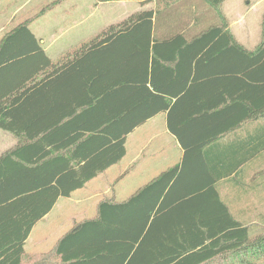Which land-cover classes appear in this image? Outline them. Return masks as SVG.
<instances>
[{
  "label": "crops",
  "instance_id": "1",
  "mask_svg": "<svg viewBox=\"0 0 264 264\" xmlns=\"http://www.w3.org/2000/svg\"><path fill=\"white\" fill-rule=\"evenodd\" d=\"M10 1L0 0V45L18 24L28 22L49 59L48 65L41 56L34 61L35 68L41 67L36 80L49 76V91L37 95L34 116L42 127L48 121L50 128L48 142L26 147L23 166L9 171L3 188L23 191L32 180L56 182L60 177L88 182L70 197H60L27 236V223L40 209L0 211V264H60L56 248L77 223L96 218L102 202L124 201L175 166L188 167L186 178L223 175L217 189L229 207L226 197L243 196L249 190L244 183L259 178L264 121L234 126L241 111L204 114L205 107L221 98L222 87L233 91L236 85L231 81L203 86L200 62L196 63L201 51L188 44L208 28L228 23L237 40L254 50L261 41L256 30L261 36L264 12L249 22L246 14L236 12L242 2L254 12L264 0H226L222 14L206 0ZM48 5L51 8L40 13ZM148 11L153 12L151 33L132 31L127 39L90 51V43L106 28ZM27 43L32 46L31 41H21V52ZM105 48L112 54L107 56ZM110 123L116 136L137 125L127 134L125 155L117 161V139H107L103 131ZM32 132L37 135L38 129ZM40 133L42 137L45 132ZM25 143L0 128V156ZM36 150L49 151L48 158L30 162ZM106 165L94 178H86L89 167ZM41 166H48L47 172L27 168ZM235 166L237 172L224 176L230 171L226 168Z\"/></svg>",
  "mask_w": 264,
  "mask_h": 264
},
{
  "label": "trees",
  "instance_id": "2",
  "mask_svg": "<svg viewBox=\"0 0 264 264\" xmlns=\"http://www.w3.org/2000/svg\"><path fill=\"white\" fill-rule=\"evenodd\" d=\"M225 1L206 0L220 14ZM50 8L48 5L40 13ZM152 18V11L141 12L106 28L90 43V51L127 39L132 31L151 33ZM22 40L32 42V46L27 43L24 52L19 46ZM188 46L201 51L196 63L200 62L203 86L212 88L213 83L225 85L231 81L236 85L233 91L222 87L221 98L205 107L204 114L241 111L242 116L234 126L264 121V19L262 39L254 50H248L237 40L228 23L208 28ZM104 53L108 56L112 50L105 48ZM40 56L48 65L49 59L27 21L11 30L0 45V128L13 132L19 142H26L0 156V211L19 206L40 209L27 223L26 236L60 197H70L88 182L60 177L56 182L32 180L23 191L9 193L3 188L8 184L9 171L17 172L23 166L20 160L28 151L26 147L48 142L49 122L42 127L34 116L37 95L49 91L48 75L36 80L41 67L35 68L34 61ZM222 104L226 105L215 111ZM113 126L110 123L103 131L107 139H117L115 144L120 149L117 161L125 155L127 134L137 125H130L119 136L114 134ZM36 128L37 135L32 132ZM171 130L174 131L172 127ZM42 131L45 133L40 137ZM33 156L30 162H39L48 158L49 151L36 150ZM44 164L48 165L49 161ZM27 168L47 172L48 166ZM106 168L108 165L89 167L86 178H94ZM229 169L224 176H231L239 167L225 170ZM187 171L186 165L172 167L128 199L102 202L96 218L77 223L60 240L56 248V254L61 256L60 264H264V226H248L234 218L217 189L223 175L208 179L198 174L186 178ZM18 252H23L22 245Z\"/></svg>",
  "mask_w": 264,
  "mask_h": 264
},
{
  "label": "rangeland",
  "instance_id": "3",
  "mask_svg": "<svg viewBox=\"0 0 264 264\" xmlns=\"http://www.w3.org/2000/svg\"><path fill=\"white\" fill-rule=\"evenodd\" d=\"M14 1L11 0L10 4ZM252 2H255L254 0ZM250 6L245 2L240 3L239 10L236 13L246 14V22H249L253 19V16L259 15L264 12V3L262 5H258V9L254 12H248ZM255 26V25H253ZM256 33L258 35L257 39L259 41L262 39V35L259 36V32ZM262 173L260 174L257 180L249 181V183H244L247 185L249 190L243 191V196H235V197H226L225 200L229 203L231 210L235 214L237 218H239L246 225H257L258 227L264 226V167L259 168ZM250 178H255V175H250ZM139 183L135 186L130 187V194H132ZM257 186L256 190L254 189ZM246 187V186H245Z\"/></svg>",
  "mask_w": 264,
  "mask_h": 264
}]
</instances>
